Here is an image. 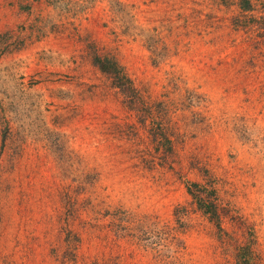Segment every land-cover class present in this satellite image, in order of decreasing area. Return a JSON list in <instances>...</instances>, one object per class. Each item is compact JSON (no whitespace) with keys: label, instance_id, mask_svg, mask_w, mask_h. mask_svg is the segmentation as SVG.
<instances>
[{"label":"rangeland","instance_id":"obj_1","mask_svg":"<svg viewBox=\"0 0 264 264\" xmlns=\"http://www.w3.org/2000/svg\"><path fill=\"white\" fill-rule=\"evenodd\" d=\"M250 3L0 0V264H264Z\"/></svg>","mask_w":264,"mask_h":264},{"label":"trees","instance_id":"obj_2","mask_svg":"<svg viewBox=\"0 0 264 264\" xmlns=\"http://www.w3.org/2000/svg\"><path fill=\"white\" fill-rule=\"evenodd\" d=\"M246 1V7H250L251 3L250 0H245ZM98 60V64L100 66V68L104 71L107 72L109 74L112 75V77L114 78V81H116V84L118 87L122 88L128 86V84H131V79L122 71V68L119 66V64L116 61L110 60L108 57H97ZM135 88H131V90H134ZM124 90V89H123ZM130 90V89H128ZM192 185L197 186L198 184L193 183ZM191 189V188H190ZM192 191V190H191ZM192 195H194L195 198L198 199V196L194 193L191 192ZM199 201V205L202 206V208H206V204L204 202V200H198ZM206 210H208V208H206Z\"/></svg>","mask_w":264,"mask_h":264}]
</instances>
